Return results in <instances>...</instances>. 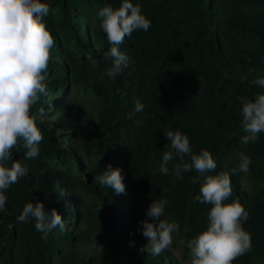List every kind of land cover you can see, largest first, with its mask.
I'll return each instance as SVG.
<instances>
[{"label": "trees", "instance_id": "1", "mask_svg": "<svg viewBox=\"0 0 264 264\" xmlns=\"http://www.w3.org/2000/svg\"><path fill=\"white\" fill-rule=\"evenodd\" d=\"M41 2L49 6L44 23L55 40L45 74L49 95L31 109L45 112L37 121L44 139L35 159H25L23 142L12 152L28 173L4 193L0 264H180L175 244L156 256L145 248L141 221L158 199L169 201L164 218L180 225L173 240L190 258L187 243L206 230L211 205L195 200L197 172L176 179L175 155L169 174L159 172L170 150L165 130L185 134L193 154L209 151L217 164L210 175L229 173L233 192L225 203L243 206L242 226L252 238L251 252L233 264L264 263V133L241 142L238 99L264 93L250 83L264 74V0H129L151 26L119 46L128 63L113 79L105 71L109 44L97 13L124 0ZM137 100L144 111L128 119ZM240 153L251 158L250 172L232 175ZM109 164L122 169L125 194L98 183ZM37 201L57 211L65 232L41 239L34 221H17L23 206Z\"/></svg>", "mask_w": 264, "mask_h": 264}, {"label": "clouds", "instance_id": "2", "mask_svg": "<svg viewBox=\"0 0 264 264\" xmlns=\"http://www.w3.org/2000/svg\"><path fill=\"white\" fill-rule=\"evenodd\" d=\"M49 11L48 4L41 0H0V211L4 210L8 199L5 191L28 173L27 164L13 158V150L23 142L27 150L25 159H35L44 139L37 121L44 118L45 112L40 109L32 114L31 109L40 96L49 95L45 74L52 59L51 49L55 46L44 23ZM97 17L109 44L103 56L105 61H111L106 75L113 79L128 63L127 55L119 46L134 31H148L151 21L142 14L139 5H133L129 0H124L117 9L100 8ZM250 83L264 89V74L256 75ZM238 99L242 104L241 127L245 133L241 142L254 143L259 134L264 133V93L256 94L253 99ZM144 108L145 105L137 100L127 118L132 119ZM136 124L142 126V120H137ZM163 135L170 142V150L163 152L159 172L169 174L168 164L175 155L179 158L173 168L176 179H183L184 172H197L191 180L200 185L195 200L211 205L206 230L187 243L190 264H233L238 257L251 252L252 238L242 226L248 218L243 206L235 200L225 203L233 192L229 173L210 175L217 167L211 153L201 150L199 154H193L188 137L179 130H165ZM186 156L190 162L184 159ZM8 163L10 167L6 166ZM251 164V158L240 153L239 163L231 169V174H248ZM96 179L117 195L126 192L120 168L114 169L109 164ZM168 203L167 199L153 200L146 210V219L141 221L142 235L147 240L145 248L152 256L168 249L173 243V234L180 229L177 222L164 218ZM16 219L21 223L34 221L35 230L43 233L41 239H47L48 234L57 229L60 233L66 231V223L57 211H45L38 201L26 203Z\"/></svg>", "mask_w": 264, "mask_h": 264}, {"label": "rangeland", "instance_id": "3", "mask_svg": "<svg viewBox=\"0 0 264 264\" xmlns=\"http://www.w3.org/2000/svg\"><path fill=\"white\" fill-rule=\"evenodd\" d=\"M174 244H175L174 253H175L176 258L179 260L180 264H190V258H186V259L182 258L181 252H180V245H179L180 243L178 241L173 240V243L169 248H172ZM256 264H264V263L259 262Z\"/></svg>", "mask_w": 264, "mask_h": 264}]
</instances>
